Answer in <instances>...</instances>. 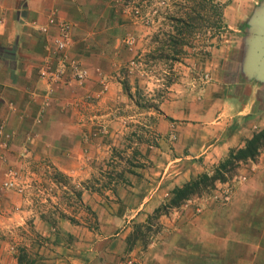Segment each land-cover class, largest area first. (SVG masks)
Here are the masks:
<instances>
[{
	"label": "crops",
	"instance_id": "0c3cea01",
	"mask_svg": "<svg viewBox=\"0 0 264 264\" xmlns=\"http://www.w3.org/2000/svg\"><path fill=\"white\" fill-rule=\"evenodd\" d=\"M214 1L224 5L225 30L209 56L187 59L161 104L163 136L145 148L151 166L115 190L82 187L86 213L75 208L74 215L43 204L56 197L37 183L52 181V173L89 182L130 143L123 82L135 86L130 74L141 73L133 62L146 54L147 30L121 0H0V264H20L21 256L22 264H123L129 257L135 264H264V154L242 165L228 201L220 184L161 216L146 249L140 241L129 246L136 226H146L174 189L213 172L264 129V80L247 69L251 23L264 0ZM62 22L70 44L59 51ZM131 38L139 43L127 47ZM61 55L87 71L83 82L68 67L59 84L43 75ZM12 171L24 193L2 187Z\"/></svg>",
	"mask_w": 264,
	"mask_h": 264
},
{
	"label": "rangeland",
	"instance_id": "374dc122",
	"mask_svg": "<svg viewBox=\"0 0 264 264\" xmlns=\"http://www.w3.org/2000/svg\"><path fill=\"white\" fill-rule=\"evenodd\" d=\"M198 2V0H121L125 10L135 15L147 30L141 40V48L146 49V54L141 58L137 56L133 62V67L139 69L141 73L136 71L130 74L132 78L137 76L135 86L127 83L129 79L123 82V89L129 102L127 103L128 107L125 105L126 103L121 105L122 113L129 114L132 117L124 124L129 128L127 141H130V143L125 144V147L119 151L114 150L105 165L94 167V169L96 168L95 175L89 182L76 184L58 173L50 175L52 181L38 182V190L50 197H56L49 198L48 201L43 203L51 210L56 211L61 206L69 214H74L75 208L78 209V213H86L85 206L81 208L79 201L82 187L98 192L106 189L115 190L119 183H126L128 175H136V172L138 173L140 169L143 170L145 166L148 168L151 166L150 152L147 155L145 148L147 147L146 150L148 151L153 150L151 147L159 145V139L163 136L159 125L162 115L161 104L169 98L172 85L181 82L184 66L188 62L187 59H191V62H193L194 59L209 56L213 48L218 45L217 37H212L215 32L212 24L218 20V16L212 8L207 7L206 10L201 12L202 19L194 25L191 31L184 29L183 36L188 38L189 45L183 49L184 53L179 56L178 62L171 60V57L160 58L161 53L156 51L161 44L168 42L169 37L179 35L174 20L180 16L189 20V15H195L192 9ZM136 10L138 13H135ZM215 34L217 35V33ZM132 40L133 43H139V40ZM125 41L126 46L129 47L130 44L127 40ZM164 54L170 56L171 51L167 49ZM164 139L170 141L168 135H164ZM175 140L176 138H171L170 147H172V142H175ZM135 143H137L136 146ZM139 144H141V150ZM262 154H264V150ZM112 160L114 161L112 162ZM240 170L237 177L234 176L228 183L222 185L225 186L221 189L222 191L227 190L229 187L234 189L235 182L240 176ZM218 185L220 183L217 184V188ZM213 194L214 191L210 195L193 197L188 201L206 199ZM80 208L83 210L80 211ZM152 224L154 226L151 232H148L146 228L142 231L147 235V238L155 239L159 228L156 220H153Z\"/></svg>",
	"mask_w": 264,
	"mask_h": 264
},
{
	"label": "trees",
	"instance_id": "16d2710c",
	"mask_svg": "<svg viewBox=\"0 0 264 264\" xmlns=\"http://www.w3.org/2000/svg\"><path fill=\"white\" fill-rule=\"evenodd\" d=\"M199 2L192 9L194 16L189 15L188 19L182 16L174 20L176 23L175 28L179 31L178 36L169 37L167 43L161 44V46L156 50L161 53L160 58L171 57V60L178 62L179 56L184 53L183 49L189 45V40L184 37V29L192 30L194 25L198 23L201 18V12L206 10L207 7L212 8L215 14L218 16V20L212 24L215 32L212 37H218L222 31L225 30L223 25V9L224 5L215 3L214 0H198ZM217 33V35L215 34ZM216 35V36H215ZM173 47V48H172ZM169 49L171 55L167 56L164 52ZM181 49V50H180ZM264 150V129L256 132L250 140L246 141L243 148L231 151L229 156L220 162L214 169L212 174L205 172L199 175L197 178L187 182L182 187L174 189L172 192V197L170 200L162 204L155 212L149 216L146 226H136L134 234L129 238L130 250L137 241L142 242L144 249L148 247L151 243L150 238L142 231V229H147L148 232L152 231L153 220L157 221V227L159 230L161 226L159 224V219L163 215L169 214L173 209L180 208L186 201L192 199L193 197H202L203 195H210L211 192L217 189V184H226L234 176L237 177L238 171L241 166L249 161L255 162L259 159ZM157 230L156 233L160 232ZM24 257H20V264L23 263Z\"/></svg>",
	"mask_w": 264,
	"mask_h": 264
},
{
	"label": "built area",
	"instance_id": "2783aa9c",
	"mask_svg": "<svg viewBox=\"0 0 264 264\" xmlns=\"http://www.w3.org/2000/svg\"><path fill=\"white\" fill-rule=\"evenodd\" d=\"M135 13H138L136 10ZM54 22V19H51V23ZM61 31H62V40L58 42V50L62 51L65 48L68 47L70 44V31H69V24L66 22H62L61 25ZM128 44L132 45L133 40L129 39L127 40ZM71 68L73 70L74 78L78 82H83L86 79L87 71L80 65V63L76 62L75 60H70L66 62V58H63V56H60L59 63L56 67H53L52 65L47 64L43 69L42 73L45 75L49 82L54 84H59L63 76L65 74V68ZM1 98V93H0ZM175 135H172V139H175ZM2 187L7 190H13L17 192H24V184L22 182V178L18 172H10L8 175L7 180L2 184ZM233 189L230 187L227 188V190L224 191L223 194V200L226 202L229 200L230 195L232 194ZM123 264H135V260L132 257L127 258Z\"/></svg>",
	"mask_w": 264,
	"mask_h": 264
},
{
	"label": "water",
	"instance_id": "95a60500",
	"mask_svg": "<svg viewBox=\"0 0 264 264\" xmlns=\"http://www.w3.org/2000/svg\"><path fill=\"white\" fill-rule=\"evenodd\" d=\"M247 69L264 80V2L252 19Z\"/></svg>",
	"mask_w": 264,
	"mask_h": 264
}]
</instances>
